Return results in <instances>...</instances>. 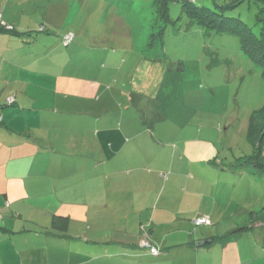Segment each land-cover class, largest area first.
I'll list each match as a JSON object with an SVG mask.
<instances>
[{
	"label": "rangeland",
	"instance_id": "374dc122",
	"mask_svg": "<svg viewBox=\"0 0 264 264\" xmlns=\"http://www.w3.org/2000/svg\"><path fill=\"white\" fill-rule=\"evenodd\" d=\"M185 1L224 11L223 15L243 21L252 36L260 37L264 0ZM183 2H167L165 25L159 0H0L9 23L6 28L17 31L12 34L16 42L30 41L34 55L46 56L50 73L66 82L60 97H68L61 98L59 109L99 114L106 109L118 114L128 111L125 108L153 106L168 116L164 125L157 123L143 132L141 139L150 141L154 136L155 141L146 151L133 150V168L125 170L137 180L133 189L144 188L141 180H145L157 196L134 207L132 213L128 207L129 216H134L132 229L124 228L122 212L111 205L108 211L71 222L70 233L95 241L132 237L139 244L154 237L150 230L158 213L173 225L175 219L187 217L180 227L157 231L158 238L168 237V246L179 237L211 241L234 230L250 212L264 214V170L247 169L244 163L254 150L248 140L249 117L264 105L261 70L241 49L236 34L198 23L182 10ZM162 27L160 40L154 34ZM67 32L74 37L64 46ZM130 93L144 95V104L128 103ZM12 101L10 96L1 106ZM85 136L81 143L75 138L63 145L81 158L96 155L91 131ZM262 145L264 160V136ZM36 188L47 190L45 185ZM17 211L19 221L29 223L26 220L35 217L31 225L52 226L53 216L42 208L34 214L26 200L16 202ZM140 212L142 217L137 219ZM174 214L179 217L173 219ZM146 216L152 222L145 221ZM198 216L208 217L210 224L195 226Z\"/></svg>",
	"mask_w": 264,
	"mask_h": 264
},
{
	"label": "crops",
	"instance_id": "0c3cea01",
	"mask_svg": "<svg viewBox=\"0 0 264 264\" xmlns=\"http://www.w3.org/2000/svg\"><path fill=\"white\" fill-rule=\"evenodd\" d=\"M0 20V206H6L0 209V264H264V214L254 211L234 230L221 237L215 235L206 244H199L202 239L179 237L168 246V237L158 238L157 231L166 226L180 227L188 219L177 218L173 225L158 213L160 217L150 230L154 237H147L149 244L158 249L157 254L144 245L146 239L139 244L132 237L95 241L70 233L71 222L108 211L111 205L122 212L124 228L132 229L134 216H129L128 207L132 213L134 207L157 196L147 188L145 180H141L144 188L133 189L137 180L125 170L133 168V150L146 151L151 140L155 141L154 136L150 141L141 139L143 132L157 123L164 125L168 116L152 105L148 110L125 108L128 111L118 114L106 113V109L100 114L59 109L61 98L68 97H60L66 82L60 75L50 73L52 65L46 62V56L34 55L30 41L16 42V35L6 31L9 23L2 8ZM10 96L13 103L1 106ZM143 96L130 93L127 102L144 104ZM89 131L96 155L94 152L81 158L63 145L75 138L81 143ZM24 170L27 171L20 174ZM42 185L47 190L40 192L36 187ZM21 200L32 205L34 214L42 208L67 220L52 228L31 225L35 217L26 220L29 223L19 221L16 202ZM156 200L153 203L157 207ZM141 217L140 212L137 219ZM148 220L152 222L146 216ZM241 226L251 228L235 231Z\"/></svg>",
	"mask_w": 264,
	"mask_h": 264
},
{
	"label": "trees",
	"instance_id": "16d2710c",
	"mask_svg": "<svg viewBox=\"0 0 264 264\" xmlns=\"http://www.w3.org/2000/svg\"><path fill=\"white\" fill-rule=\"evenodd\" d=\"M168 1L170 0H159L161 14L165 16V20L163 19L164 21L163 23L165 25L168 21L167 20L168 19V12H167L168 10L167 2ZM219 8L221 9L222 7H219ZM182 10L185 11L189 15L190 18L196 20L198 23L203 24L210 29H214L215 31L219 33L230 32V33L236 34L239 38L241 49L260 68L261 77L264 80V25L261 29L260 37L257 38V37L252 36L250 29L246 26V24L243 21H241L240 19H236V18L223 15L224 11H221V12L219 10L210 11L203 6L193 5L185 0L183 2ZM165 25L163 27H165ZM163 27L161 28V31L158 32V34H154V35H159L158 37H160V40H161L163 29H164ZM6 30L10 31L9 33H13V34H15V32L17 33V31L13 27L6 28ZM64 35H63L62 41H64ZM73 37H74V34H73ZM73 37L68 42V44L73 40ZM68 44L63 43L64 46H67ZM13 101H14V98H13ZM263 136H264V105L261 108L254 110L249 117L248 140L250 141L254 150H253L252 155L247 156L244 159L245 167L247 169H250V170L263 169L264 170V160L262 158V151H261L262 146H263L262 145ZM251 215H253V212H251ZM63 220L66 221L67 220L66 217L63 218L59 216H53L52 226L53 225L59 226V223L63 222ZM193 224L196 225L194 222ZM200 225L202 224H198L196 226H200ZM249 228H251V226H241V227H238V229H236L235 231H241V230L243 231ZM146 243H148L149 246H152L151 244H149V242H146ZM149 246L147 247L150 250Z\"/></svg>",
	"mask_w": 264,
	"mask_h": 264
},
{
	"label": "built area",
	"instance_id": "2783aa9c",
	"mask_svg": "<svg viewBox=\"0 0 264 264\" xmlns=\"http://www.w3.org/2000/svg\"><path fill=\"white\" fill-rule=\"evenodd\" d=\"M72 37H73V34L71 32H68L67 34L64 35L63 43L68 44V42L72 39ZM193 222L196 225H198V224H210V219L208 217L199 216V217H196ZM144 245L149 246L148 243H145ZM149 247H150L151 253L157 254V252H158L157 248L152 247V246H149Z\"/></svg>",
	"mask_w": 264,
	"mask_h": 264
},
{
	"label": "water",
	"instance_id": "95a60500",
	"mask_svg": "<svg viewBox=\"0 0 264 264\" xmlns=\"http://www.w3.org/2000/svg\"><path fill=\"white\" fill-rule=\"evenodd\" d=\"M208 240H203L202 242H199V244H206Z\"/></svg>",
	"mask_w": 264,
	"mask_h": 264
}]
</instances>
